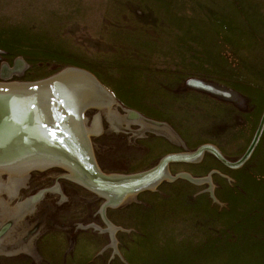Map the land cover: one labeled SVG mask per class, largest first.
<instances>
[{"label":"rangeland","instance_id":"obj_1","mask_svg":"<svg viewBox=\"0 0 264 264\" xmlns=\"http://www.w3.org/2000/svg\"><path fill=\"white\" fill-rule=\"evenodd\" d=\"M67 67L92 73L121 113L151 121L116 129L101 115L91 146L104 173L146 170L201 144L234 161L264 112V0H0V82ZM96 112L86 111L89 125ZM168 169L210 181L167 178L107 207L114 242L104 198L60 167L31 171L15 195L0 189V200L60 191L43 194L18 224L0 207V227L16 226L2 247L31 240L37 253L3 254L0 264H264V126L238 168L206 152Z\"/></svg>","mask_w":264,"mask_h":264},{"label":"water","instance_id":"obj_2","mask_svg":"<svg viewBox=\"0 0 264 264\" xmlns=\"http://www.w3.org/2000/svg\"><path fill=\"white\" fill-rule=\"evenodd\" d=\"M46 82L0 88V165L32 161L44 164L45 168L60 167L66 171L70 168L89 191L95 194L99 192L104 198L101 204L104 216L107 207L119 206L130 194L137 195L144 190L155 189L167 178L174 180L181 177L196 183L210 181V175L194 178L189 173L181 172L173 176L168 169L171 162L198 161L209 152L230 168L240 167L253 152L264 126L263 112L247 149L234 161L227 159L215 145L201 144L193 151L164 155L156 165L146 170L108 174L98 167L90 142L85 137V130L82 129L83 115L96 105L82 104L75 108V112L72 106L64 109L67 106L65 100L60 104L63 95L43 86ZM105 223L109 226L114 242L116 227L111 225L106 216Z\"/></svg>","mask_w":264,"mask_h":264},{"label":"bare ground","instance_id":"obj_3","mask_svg":"<svg viewBox=\"0 0 264 264\" xmlns=\"http://www.w3.org/2000/svg\"><path fill=\"white\" fill-rule=\"evenodd\" d=\"M42 82L47 81L45 85L48 88L56 90L60 92L63 96L60 100V104L62 105L63 100H65V108L69 109L72 106V111L75 112V108H79L82 104H93L96 105L95 108L98 109L94 116V121L92 125H89L86 121L85 114L83 115L82 121V129L85 130V137L92 145V135L101 131L100 127V118L101 115H104L114 128H118L120 125L122 126H129L132 123H140L142 125H147L151 123L149 119L143 117L140 112L125 109V113H121L115 108V105L118 102L114 99L113 95L103 86V84L89 71L77 67H67L62 71L51 75L49 77H45L43 79L35 80V81H12V82H0V88L10 87L12 85H18L21 83H32V82ZM97 83V84H96ZM50 84V85H48ZM42 85V84H41ZM40 87V86H39ZM100 88V89H99ZM94 108V109H95ZM71 110V109H70ZM70 110H67L71 113ZM63 114L68 115L69 113L63 112ZM72 114V113H71ZM62 115V114H61ZM153 123V122H152ZM150 125V124H149ZM157 126H160L161 123H156ZM166 128V129H165ZM165 130L170 131L168 127H164ZM92 147V146H91ZM44 164L39 162H32V161H20L14 164H6L0 165V175L5 174L8 176V181L5 180L2 183L0 182V189L6 192L9 196L15 195L17 190L19 189V183L28 177V174L34 170H46L49 168H45ZM65 167V166H62ZM52 168V167H51ZM67 168V167H65ZM62 169V168H61ZM61 177H65L79 185L84 186L86 185L82 183L75 175V173L70 169ZM109 174V173H108ZM118 174V173H117ZM23 177V178H22ZM1 191V190H0ZM47 191H60L59 186H52L47 189H42L39 192L33 194L29 197V199L22 201L21 203L12 204L5 201L0 200V207L3 209H9L10 215L7 217L8 219L13 218L16 224L19 223L21 219H23L26 215L30 214L37 205L38 200L45 194ZM1 194V192H0ZM99 196V192L97 193ZM134 194H130L124 201H129L134 199ZM102 197V196H101ZM104 209H101V212L104 213ZM5 225V223H3ZM3 227V228H2ZM0 230L3 231L1 235L6 233V236L1 239L0 235V255H15L19 252H26L30 256L36 257V251L31 245V240L28 243H21L17 248L13 250H6L2 247L1 244L5 243H13L16 240L15 234V227H11L10 223H6L5 226L2 225Z\"/></svg>","mask_w":264,"mask_h":264},{"label":"flooded vegetation","instance_id":"obj_4","mask_svg":"<svg viewBox=\"0 0 264 264\" xmlns=\"http://www.w3.org/2000/svg\"><path fill=\"white\" fill-rule=\"evenodd\" d=\"M30 174V173H29ZM29 174L28 177L26 179H23L20 183H19V189L23 188L26 186V183L28 182V178H29ZM4 177L6 178V180L8 179V176L4 174ZM23 178V177H22ZM8 181V180H7ZM9 182V181H8ZM13 196V195H12ZM6 225V223H5ZM3 225V226H5ZM3 228V227H2Z\"/></svg>","mask_w":264,"mask_h":264}]
</instances>
